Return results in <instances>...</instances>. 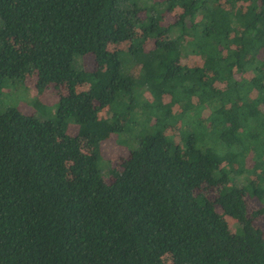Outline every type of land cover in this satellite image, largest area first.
Listing matches in <instances>:
<instances>
[{
  "label": "trees",
  "instance_id": "obj_1",
  "mask_svg": "<svg viewBox=\"0 0 264 264\" xmlns=\"http://www.w3.org/2000/svg\"><path fill=\"white\" fill-rule=\"evenodd\" d=\"M28 80L51 117L0 109V264H264V0H0V100Z\"/></svg>",
  "mask_w": 264,
  "mask_h": 264
},
{
  "label": "rangeland",
  "instance_id": "obj_2",
  "mask_svg": "<svg viewBox=\"0 0 264 264\" xmlns=\"http://www.w3.org/2000/svg\"><path fill=\"white\" fill-rule=\"evenodd\" d=\"M192 60H188L186 63L189 65L191 64ZM185 63V62H184ZM93 66V61L92 59H87L85 60V68L87 70H91ZM49 95V96H48ZM37 92L35 89V82L34 80H28L26 84H24L21 88L19 87L17 90H11V89H6L3 92V95L0 100V109L3 110L5 107H16L19 110L23 111L26 114H33L37 118H49L51 117L49 113L43 114L40 113L32 104V101L36 99ZM59 92L57 89L50 88L48 93H47V98L44 97L42 102L48 107H51L53 102L58 98ZM178 109L174 108V112H177ZM172 134H175V139L176 142L178 143L180 141V138L177 137V134L175 131H172ZM123 138H118L115 135V142L114 141H106L104 143V147L102 149L103 154L105 155V158L111 162L112 165L117 164L118 162H121L122 160L128 159V145L125 143H120V140ZM124 142L129 143L127 140L123 139ZM124 146H121L123 145ZM107 181L110 183L112 181L111 178H108ZM207 196L209 198L214 199L217 196L216 190L215 189H210L206 191ZM247 206H248V211L249 213L256 211L261 207L260 203L256 199H246ZM228 222L230 223V229L234 233L236 231V224L235 222L231 221L228 219ZM255 225L260 228L263 233H264V216L257 217L255 220ZM165 262L168 264L171 263L170 257L165 256L164 257Z\"/></svg>",
  "mask_w": 264,
  "mask_h": 264
}]
</instances>
